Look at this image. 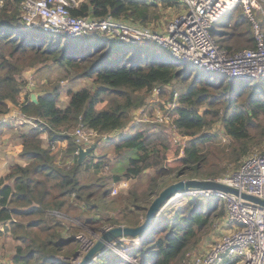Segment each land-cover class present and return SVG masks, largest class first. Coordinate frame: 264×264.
Returning a JSON list of instances; mask_svg holds the SVG:
<instances>
[{
	"label": "trees",
	"instance_id": "1",
	"mask_svg": "<svg viewBox=\"0 0 264 264\" xmlns=\"http://www.w3.org/2000/svg\"><path fill=\"white\" fill-rule=\"evenodd\" d=\"M20 1L3 0L0 5V115L16 105L33 121L24 123L20 133L21 160L4 166L0 160V234L7 232L21 240L14 248L12 264H74L81 246L77 235L83 228L60 221L55 211L74 216L96 232L108 223L137 226L143 222L164 179L176 169L177 176L201 178L192 176L190 172L194 171L203 179L210 178L201 168L206 160L203 145L211 135L201 131L215 121L221 122L227 135L238 142L230 153L237 164L255 145L264 143V78L256 82H252L253 78L231 81L224 74L195 72L192 63L170 54L173 59L150 41L133 43L104 34H94L89 39L79 37L90 34L69 38L41 28L42 33L23 20ZM160 3L166 8L182 6L179 0H84L72 12L111 16L159 30L154 21L160 20L155 14ZM240 6L237 3L229 8L227 19L222 22L226 11L212 28L230 53L255 45L252 21ZM262 17L260 24L264 28ZM221 26L231 31L223 33ZM42 67L59 69L63 77L72 80L90 79L91 85L69 89L66 100L61 101L62 85L58 81L48 88L42 85L38 102L22 101L25 73ZM170 85L175 86L170 93L172 101L175 92L179 93L172 110L177 130L188 137L184 146L174 143L172 131L163 123L129 125L131 113L144 106L148 92L159 88L165 93ZM99 103L104 104L98 108ZM80 125L101 133H125L97 145L100 155L96 159L92 151L79 163L72 131ZM182 146L180 165L169 166V156L177 157ZM110 148L133 152L124 173L102 172ZM60 157L65 158L63 163ZM147 168L153 173L146 174ZM130 171L138 175L137 179L124 191L112 194V183L128 177ZM221 171L209 174L218 178ZM184 196L186 205L171 202L164 206L140 244L127 249L137 263L123 258L114 247H107L89 264L179 263L188 248L226 215L225 200L220 197ZM102 209L118 214L100 218L97 214ZM30 216H34L33 222L22 221ZM31 227L40 229L33 234Z\"/></svg>",
	"mask_w": 264,
	"mask_h": 264
},
{
	"label": "built area",
	"instance_id": "2",
	"mask_svg": "<svg viewBox=\"0 0 264 264\" xmlns=\"http://www.w3.org/2000/svg\"><path fill=\"white\" fill-rule=\"evenodd\" d=\"M84 0H21V16L30 27H41L51 33H58L66 37H78L86 34H104L107 38L122 39L127 42L143 43L155 41L158 48L170 51L174 58L182 62H190L202 67L208 72H219L233 81L238 78H264V28L258 17L264 15V0H179L183 10L163 29L155 30L152 25L143 26L136 23H128L111 16L105 18L90 14L76 15L72 10L80 6ZM237 3H242L245 14L253 24L255 45L230 53L223 47L218 38L212 33V28L225 12ZM3 0H0V5ZM35 79L29 77V85L36 86ZM26 87V86H25ZM159 91V88H155ZM178 93H175L177 99ZM22 101H30V94L24 89L20 93ZM177 105L173 101L172 109ZM19 118L16 119L22 126L24 123H33L31 118L25 117L18 109ZM171 109V110H172ZM9 111L0 115V125L11 122ZM166 119H160L161 116ZM162 122H171L177 130L173 115L164 109L157 112ZM37 125V123H34ZM122 131V130H118ZM112 133H101L91 128L80 125L76 128L74 136L78 145L88 146L94 144L95 159L97 143L114 136ZM54 145L52 146V148ZM252 152L243 157L240 166L231 174L220 178H208L218 180L237 188L240 192L255 195L264 199V149ZM78 151V149H77ZM76 151V152H77ZM184 152L182 147L177 158ZM133 152L120 148L106 155L102 172L114 174L112 164L125 158L128 161ZM178 158V159H179ZM129 176L119 182L112 183V194H116L121 188H126L137 179L138 175L132 171ZM185 193L202 195L203 197H220L225 200L226 215L218 223L223 222L222 234L219 238L207 244L201 249L189 252L188 264H264V205L248 200L241 195L225 192L217 189L192 188L180 191ZM175 196H171L167 204L173 202ZM55 213H60L55 211ZM161 211L159 212L160 215ZM158 215V216H159ZM217 223V224H218ZM141 237L132 240L128 236L117 238L111 245L121 255H128L127 249L140 241ZM125 244L120 250L116 245ZM123 258L129 260L128 258ZM0 264L2 262L0 261Z\"/></svg>",
	"mask_w": 264,
	"mask_h": 264
},
{
	"label": "rangeland",
	"instance_id": "3",
	"mask_svg": "<svg viewBox=\"0 0 264 264\" xmlns=\"http://www.w3.org/2000/svg\"><path fill=\"white\" fill-rule=\"evenodd\" d=\"M161 5L162 4L160 3V6ZM160 6L157 8V11L155 12V14L160 17V20H156L154 22H155V25L157 26V29L163 30L171 22V20H173L174 17L176 15H178L179 12H181L183 10V7L179 6V4L174 5V7H172V8H166L164 6H161V7ZM240 7H241V9H243L242 3H241ZM228 14H229V11L226 12L222 22H224L227 19L226 15H228ZM262 16H264V15L260 14V16L258 17L260 22L263 18ZM157 23L159 25H157ZM32 28L41 30V32L44 33L43 29H41V27H32ZM220 29H223V33H225V32H227V30L229 28H227L226 26H221ZM229 31H231V28L229 29ZM95 35H99V34H95ZM55 36L58 37L59 35H55ZM93 36H94V34H90L87 36L79 37V39H83L84 37L89 39V38H93ZM221 38H222V36L220 37V39ZM64 39H68V38H64ZM150 42L154 47L157 46L155 41H150ZM220 44H221V42H220ZM245 48H247V47H245ZM245 48H243V49H245ZM158 49L161 51H164L160 48H158ZM166 52H167L166 54H168V55L171 54L170 51L166 50ZM167 57H169V56H167ZM171 57H169V58H171ZM184 64H187V63H184ZM192 65H193L195 72L204 71V69L202 67H200L198 65H194V64H192ZM32 75L36 81V82L34 81L35 84L37 83V85L33 86V87H31L29 85V77L32 78ZM220 75H221V73H219V72H213L212 73V76H220ZM64 76H65V74H64ZM24 78L26 80V87L24 88V91L27 92V95L31 94L33 91H36V92L41 91L43 89L42 85L44 88H48V87L52 86L55 82L59 81L60 84L62 85V89L60 92L61 101L66 100L67 91L69 89L78 90V89H81L83 87L91 85L90 79L77 78V79L72 80V79H70V77H67V76L63 77V72L61 70L55 69V68L52 69V68H48V67H42V68L34 70V71H28L25 73ZM258 78L259 77L253 78L252 82L258 81L259 80ZM173 90H175V86L170 85L167 87V90L165 93H161V92L155 91V90L148 92L146 95V102H145L144 106L134 110L131 113V119H130L131 121H130L129 125L148 123V122H157V123H161V124L163 123L170 131H172V133H173L172 138H173L174 143L184 146L188 137L181 134L178 130H176L174 125H171V122H162L159 120V118L157 116V112L160 109H164L167 112H170L171 115H173V110H171L173 101L170 98V93ZM178 96H179V93H178ZM177 100H178V97H177V99H174V101H177ZM103 104L104 103H99L97 105L98 108L102 107ZM12 108L13 109L10 111H15L16 113L15 114H11V113L8 114L10 116V118H8V119H11V122L5 123L4 129L2 131H0V149L5 151V153H3L4 155H6V156L9 154L11 155L10 157L7 156L6 161L3 160L4 161L2 164L3 166L6 164H9V163L12 164L16 161L21 160L19 157L20 151L18 149H19V146L21 143L20 133L25 127L22 126L18 121H16V119H22V118H19V115L17 113L18 111H16V107L12 106ZM160 119H166V118L163 115L160 117ZM131 127H129V128L131 129ZM75 130L72 131L73 134L75 133ZM122 133H123V131H117V133H115V136L118 135L119 137H121ZM124 133H125V131H124ZM201 133H208L211 135V137L203 145L204 146L203 149L205 150V153H206V160H205V163H203V166L201 169L203 172H205L206 176L213 178V177H211L213 175H210L209 172L212 170L222 169L221 174H220L221 176H218V178H220V177H224L227 173L231 174L236 169H238L241 161L239 164H237L230 157V153L232 151L234 144H238V142L227 135V133L224 129V126L221 122L215 121L213 123V125H210L209 127L204 128L201 131ZM104 141L105 140H101L99 143H97V145H99V146L103 145ZM182 147H181V149H182ZM259 148L264 149V143L259 144V145H255L251 149L250 153L255 152V151H259L260 150ZM123 149H126V148H123ZM113 151H115L113 148L109 149V152H113ZM99 152L100 151L97 150V153H99ZM180 152H181V150H180ZM178 158L176 156L170 155L168 158L169 166L178 168L177 166L180 165V161L178 160ZM64 159H65L64 157H62V158L60 157L59 162L63 163ZM68 164H70L69 161H68ZM127 166H128V161L125 158H121V159L115 161L112 164V171L114 172V174H112V175H115L116 173H124ZM176 171H177V169L171 175H169L168 177H166L164 179V182L162 183V188L160 190H158L159 193L165 187L170 185L172 181L177 182V181H180L181 179H184L188 176V174L187 175L182 174L181 176H177ZM145 173L146 174L147 173L152 174L153 169L147 168ZM190 173H192L191 174L192 176H199V177L203 178L201 175H197V173L194 171H192ZM123 189H124V187L121 188L118 192L120 193V192L124 191ZM173 196H175V199L172 201L175 202V204H177V206L186 205L188 203L187 197L184 195L181 196V192H177ZM199 199H200V201L203 200L201 198H199ZM55 214L57 215V217L60 221L67 223V225H70V226L80 225L83 228V230L81 232H79L77 235V237L81 239V246H80L79 250L77 251V253H79V254L76 255V257L73 259L74 264H79L84 259L85 254L90 250V248L94 245V243L97 241V239L100 238L101 233H103L104 231H106L109 228L114 226L113 224L108 223V224H106L100 228V232H96V231L92 230L90 227H88L87 225L85 226L80 220L74 218V216H72L68 213H64V212L60 211L59 214L58 213H55ZM117 214H118V211L102 209V211L99 212V214H97V216L100 218L101 217L106 218L108 216H111V217L117 216ZM33 218H34V216L23 217L22 221L27 223V222H30ZM218 221L219 220L216 221V224L213 227V229H211L210 231L205 233L203 235V237L197 242V244L188 248V250L186 251V253L184 255V258L177 264H188L189 263V257H190L188 255L189 252H193L195 249H201L202 247H205L207 244H210L219 238V236L222 234V230L220 228L223 227L222 226L223 222L218 223ZM31 222H33V221H31ZM0 225H1V229H3V226H2L3 224H0ZM39 229H40L39 227H31V228H29V231H31V233L35 234V233H37L36 231ZM68 230H69V227H68ZM65 234L68 235L67 233H65ZM20 243H21V240H18V238H16V236L14 234H9L7 232H2L0 234V261L2 262V264H12V256H13L14 248H15V246H17ZM137 244H140V241ZM106 246L109 247V244L107 243ZM124 247H125V244H123L122 246H119V249L122 250ZM109 248H111V246ZM122 256L128 258L129 261H131L132 263L138 262L137 258H135L133 255L131 256L129 253H128V255H122ZM235 264H237L236 261H235Z\"/></svg>",
	"mask_w": 264,
	"mask_h": 264
},
{
	"label": "water",
	"instance_id": "4",
	"mask_svg": "<svg viewBox=\"0 0 264 264\" xmlns=\"http://www.w3.org/2000/svg\"><path fill=\"white\" fill-rule=\"evenodd\" d=\"M31 100L34 102H38V92L33 91L31 93ZM94 147H95L94 144H90L85 147L82 145H78V151H77L78 162L82 163L91 154V152L94 150ZM192 188L217 189L225 192H231L241 195L242 197L251 200L253 202L264 205V199L252 194L240 192L237 188L218 180L203 179L196 177L181 179L180 181L173 182L167 187H165L155 197V199L148 207L146 215L141 224L137 226L115 225L109 228L108 230L104 231L100 235V238L97 239L94 245L85 254L84 259L79 264H89L91 260L97 258V256L100 254L101 251H103L105 248L108 247L106 246L107 243L109 244L110 247L117 240V238L128 236L132 240H135L136 238L145 236L150 231V229L156 224L157 222L156 218L158 217L159 212L162 210L168 199L177 192L190 190Z\"/></svg>",
	"mask_w": 264,
	"mask_h": 264
},
{
	"label": "crops",
	"instance_id": "5",
	"mask_svg": "<svg viewBox=\"0 0 264 264\" xmlns=\"http://www.w3.org/2000/svg\"><path fill=\"white\" fill-rule=\"evenodd\" d=\"M30 97H31V94H30ZM10 110H11V109H10ZM16 111H18V110H16ZM7 123H8V122H7ZM4 124H5V123H4ZM4 124H3V126L1 125V126H2V130L4 129ZM122 131H123V133H122L121 135L124 134V130H122ZM113 137L117 138V137H119V136H118V135H116V136L114 135ZM21 146H22V144L20 143V146H19V149H18L19 151H21V149H22ZM3 153H5V151H3L2 149H0V160L3 159L4 161H6L7 156L10 157L11 155L9 154V155L6 156V155H4ZM109 153H110V152H109Z\"/></svg>",
	"mask_w": 264,
	"mask_h": 264
}]
</instances>
